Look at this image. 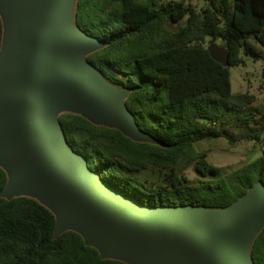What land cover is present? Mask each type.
Returning a JSON list of instances; mask_svg holds the SVG:
<instances>
[{"label":"trees","instance_id":"16d2710c","mask_svg":"<svg viewBox=\"0 0 264 264\" xmlns=\"http://www.w3.org/2000/svg\"><path fill=\"white\" fill-rule=\"evenodd\" d=\"M73 23L101 45L83 61L125 92L123 107L139 132L134 139L111 124L70 110L55 117L70 150L113 189L149 207L221 210L264 187V111L250 92L233 93L230 67L246 57L262 61L264 0H75ZM5 23L0 15V54ZM229 51L215 61L207 40ZM225 138L256 141L260 154L230 173L195 144ZM191 167L194 175L189 176ZM10 180L0 155V264H136L104 256L75 229L56 232L57 215L29 195L6 197ZM252 264H264V226L250 246Z\"/></svg>","mask_w":264,"mask_h":264},{"label":"water","instance_id":"95a60500","mask_svg":"<svg viewBox=\"0 0 264 264\" xmlns=\"http://www.w3.org/2000/svg\"><path fill=\"white\" fill-rule=\"evenodd\" d=\"M75 0H0L7 11L0 54V155L6 197L36 194L57 214L56 232H81L104 256L136 264H252L250 246L264 226V187L254 185L228 208L149 207L113 189L66 144L55 121L61 108L138 131L124 91L84 61L101 42L73 23ZM210 56L229 66L214 39Z\"/></svg>","mask_w":264,"mask_h":264},{"label":"rangeland","instance_id":"374dc122","mask_svg":"<svg viewBox=\"0 0 264 264\" xmlns=\"http://www.w3.org/2000/svg\"><path fill=\"white\" fill-rule=\"evenodd\" d=\"M187 6L193 8H200L205 4V0H183ZM74 8V6H73ZM73 14V9H72ZM0 15L2 16L4 23L6 25L7 21V11L0 4ZM209 38L207 42L210 40ZM218 45L224 46L216 40ZM258 47L262 50L264 54V46ZM83 58V57H82ZM262 61H254L250 57H246L245 65H234L230 67V80H231V90L233 93L240 92H250L256 96V101L254 105L259 107L264 111V77H262ZM97 73V72H96ZM98 74V73H97ZM100 79L106 82L98 74ZM109 84L108 82H106ZM110 85V84H109ZM118 91H122L116 86H112ZM69 108H61L56 112V115L62 111H70ZM90 117L97 123L109 124L107 122L96 119L86 112H82ZM196 151H205L207 152V159L213 164L219 166L223 172L230 173L246 164L247 162L252 161L260 154V146L256 141H247L240 142L237 145H231L225 138L213 139V140H204L195 144ZM189 176H193L194 172L191 167L187 169ZM40 200V198L34 193H26ZM41 201V200H40ZM57 215V214H56Z\"/></svg>","mask_w":264,"mask_h":264}]
</instances>
